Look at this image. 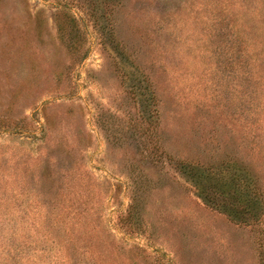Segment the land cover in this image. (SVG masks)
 <instances>
[{
	"label": "rangeland",
	"instance_id": "obj_1",
	"mask_svg": "<svg viewBox=\"0 0 264 264\" xmlns=\"http://www.w3.org/2000/svg\"><path fill=\"white\" fill-rule=\"evenodd\" d=\"M0 264H264V0H0Z\"/></svg>",
	"mask_w": 264,
	"mask_h": 264
}]
</instances>
